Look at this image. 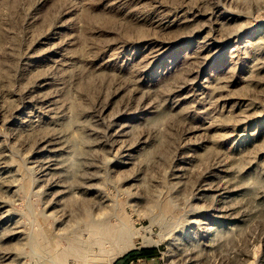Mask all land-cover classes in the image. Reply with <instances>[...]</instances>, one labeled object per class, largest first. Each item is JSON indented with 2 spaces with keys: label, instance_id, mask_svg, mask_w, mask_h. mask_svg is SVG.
Here are the masks:
<instances>
[{
  "label": "rangeland",
  "instance_id": "374dc122",
  "mask_svg": "<svg viewBox=\"0 0 264 264\" xmlns=\"http://www.w3.org/2000/svg\"><path fill=\"white\" fill-rule=\"evenodd\" d=\"M89 217L112 264H264V0H0V264Z\"/></svg>",
  "mask_w": 264,
  "mask_h": 264
},
{
  "label": "bare ground",
  "instance_id": "6f19581e",
  "mask_svg": "<svg viewBox=\"0 0 264 264\" xmlns=\"http://www.w3.org/2000/svg\"><path fill=\"white\" fill-rule=\"evenodd\" d=\"M161 208H162V212L164 213H168L172 210L171 205L169 204H166ZM89 219L91 223L94 220V218H90V217ZM92 225L93 227L91 229V235L93 236V238H92V242L90 243V245L89 246H78V245L72 244L69 249L70 251L68 250L69 252L76 254L78 260L82 264H112L113 261L118 256L123 255L126 252V250H128L129 244L131 245L134 244L131 238L132 232H130L127 226H125V229H124V226H122L123 223L121 226L119 225L114 226L111 224L98 225L97 223L93 222ZM38 236L40 238H44L43 239L45 240L44 247L47 250H50V249L54 250L53 248L54 237L43 233V231L40 232Z\"/></svg>",
  "mask_w": 264,
  "mask_h": 264
},
{
  "label": "trees",
  "instance_id": "16d2710c",
  "mask_svg": "<svg viewBox=\"0 0 264 264\" xmlns=\"http://www.w3.org/2000/svg\"><path fill=\"white\" fill-rule=\"evenodd\" d=\"M157 256V252L155 250H141V251H133L132 253H130L129 255H127V257H123L122 259L125 261H130V260H135L138 257H142V258H150V257H156ZM121 260V259H119ZM118 260V261H119ZM117 263V261H116ZM115 263V264H116Z\"/></svg>",
  "mask_w": 264,
  "mask_h": 264
},
{
  "label": "crops",
  "instance_id": "0c3cea01",
  "mask_svg": "<svg viewBox=\"0 0 264 264\" xmlns=\"http://www.w3.org/2000/svg\"><path fill=\"white\" fill-rule=\"evenodd\" d=\"M116 264H163L157 260L156 257L142 258L138 257L135 260L125 261L123 259L117 261Z\"/></svg>",
  "mask_w": 264,
  "mask_h": 264
}]
</instances>
